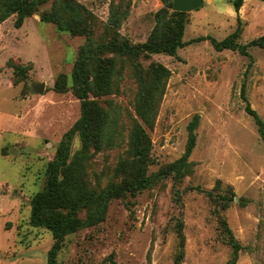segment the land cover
I'll use <instances>...</instances> for the list:
<instances>
[{
    "label": "rangeland",
    "instance_id": "374dc122",
    "mask_svg": "<svg viewBox=\"0 0 264 264\" xmlns=\"http://www.w3.org/2000/svg\"><path fill=\"white\" fill-rule=\"evenodd\" d=\"M76 1L96 17L95 38L104 37L118 0ZM121 1L129 14L120 35L133 45L146 43L164 0ZM232 1L203 0L202 8L187 13V45L176 56L141 59L144 69L162 64L171 71L154 129L148 131L153 162L148 174L182 157L188 125L199 114L193 174L178 187L168 179L136 197L111 202L104 222L66 238L59 264H175L179 222L185 235L182 264H230L233 249L216 212L245 248L237 264H264V141L242 98L245 86L252 108L264 120V50L251 47L243 55L214 47L211 38L223 41L237 29ZM241 10L239 43L247 45L264 35V0H246ZM15 23L13 16L0 24V264H48L54 238L31 225V201L44 189L59 144L81 117L71 78L86 38L43 23L39 14L21 28ZM118 70L120 92L105 99L118 107V144L92 154L87 165L97 191L115 180L118 164L128 156L134 123H141L133 70L121 63ZM42 83L43 95L36 92ZM80 149L76 135L72 155ZM230 190L236 198L226 210L205 193L227 195ZM80 218L85 220L86 213Z\"/></svg>",
    "mask_w": 264,
    "mask_h": 264
},
{
    "label": "trees",
    "instance_id": "16d2710c",
    "mask_svg": "<svg viewBox=\"0 0 264 264\" xmlns=\"http://www.w3.org/2000/svg\"><path fill=\"white\" fill-rule=\"evenodd\" d=\"M245 1H232L237 14L236 31L223 41L211 38L218 51L231 50L247 55L251 47L264 50V35L247 45L239 43L243 32L240 12ZM164 2L165 7L156 16L157 25L149 40L144 44L133 45L122 38L118 31L129 14L121 0L112 4L109 23L102 38H95L97 24L94 14L76 0H0V24L16 16L15 25L21 28L28 18L39 14L43 23L55 24L61 32L86 38L85 44L79 48L71 78L72 91L81 102V117L59 144L54 160L47 167L44 189L36 193L31 201V225L47 229L54 238V244L48 252V264H59L58 256L68 236L104 222L114 200L136 197L168 179L178 187L194 172L196 164L190 159L197 146V131L201 122L199 114L194 115L188 125V141L182 157L161 167L157 173L148 174L153 163L148 131L154 129L171 71L162 64H153L144 69L141 59L157 54L176 56L178 49L187 45L184 37L188 14L171 12L173 0ZM49 4L52 5L51 9L44 11ZM119 63L129 65L137 80L135 107L141 123H134L129 135L128 156L115 170L116 181H111L97 191L90 185L87 165L92 154L118 144V107L113 105L112 100L105 99L120 92ZM91 95L95 100L91 99ZM242 98L246 103L245 111L255 120L264 141V120L252 108L245 86ZM76 135L80 139L81 149L72 155ZM205 193L213 203L221 204L223 210L228 209L236 198L233 190L227 195L211 191ZM176 194L180 197L179 191ZM81 213H86L85 220L80 218ZM216 214L219 215L223 234L233 249L230 264H237L245 248L236 239L227 221L219 212ZM176 231L180 242L175 264H182L185 258L183 222L178 223Z\"/></svg>",
    "mask_w": 264,
    "mask_h": 264
},
{
    "label": "water",
    "instance_id": "95a60500",
    "mask_svg": "<svg viewBox=\"0 0 264 264\" xmlns=\"http://www.w3.org/2000/svg\"><path fill=\"white\" fill-rule=\"evenodd\" d=\"M174 12L191 13L203 6V0H173ZM46 89V84L42 83L36 86V92L43 95Z\"/></svg>",
    "mask_w": 264,
    "mask_h": 264
},
{
    "label": "crops",
    "instance_id": "0c3cea01",
    "mask_svg": "<svg viewBox=\"0 0 264 264\" xmlns=\"http://www.w3.org/2000/svg\"><path fill=\"white\" fill-rule=\"evenodd\" d=\"M242 11V10H241Z\"/></svg>",
    "mask_w": 264,
    "mask_h": 264
}]
</instances>
